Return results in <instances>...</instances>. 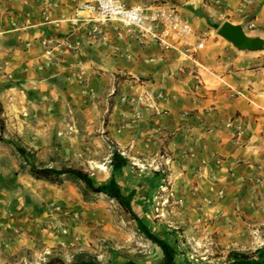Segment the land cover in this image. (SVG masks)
Masks as SVG:
<instances>
[{"label":"crops","instance_id":"1","mask_svg":"<svg viewBox=\"0 0 264 264\" xmlns=\"http://www.w3.org/2000/svg\"><path fill=\"white\" fill-rule=\"evenodd\" d=\"M83 1L0 0L4 115L20 97L28 115L67 119L61 126L75 144H90L81 131L104 132L106 164L84 153L87 168L97 184L113 183L144 229L157 200V169L165 166L172 209L183 220L228 230L232 252L251 248L250 239L263 243L264 51H238L216 31L228 22L264 39V0H163L189 22L191 35L174 43L191 47L189 56L139 44L115 23L90 36L88 15L76 12ZM117 1L141 7L157 0ZM235 124L242 129L236 142ZM110 149L127 164L112 168Z\"/></svg>","mask_w":264,"mask_h":264},{"label":"rangeland","instance_id":"2","mask_svg":"<svg viewBox=\"0 0 264 264\" xmlns=\"http://www.w3.org/2000/svg\"><path fill=\"white\" fill-rule=\"evenodd\" d=\"M9 103L8 115L0 108V264H44L50 258L68 263L79 253L92 256L98 264H160L161 251L134 220V212L127 213L103 194H82L81 183L63 178L58 185L50 184L28 174L30 167L74 168L97 184L84 153L106 164L101 151L104 132L86 135L81 131L90 144L78 145L69 139L70 129L61 126L60 121H67L64 117L46 111L28 115L20 97H12ZM17 147L28 157H20ZM157 170L163 171L159 176L163 186L168 168ZM159 187L156 203L149 204L145 230L167 242L175 253V264H231L228 254L237 248L234 236L228 230L207 228L211 223L183 220L172 209L174 197L167 199ZM248 246L242 250L247 258L243 262L239 258V263L260 264L263 259L264 264V252L255 255L264 242L250 239Z\"/></svg>","mask_w":264,"mask_h":264},{"label":"built area","instance_id":"3","mask_svg":"<svg viewBox=\"0 0 264 264\" xmlns=\"http://www.w3.org/2000/svg\"><path fill=\"white\" fill-rule=\"evenodd\" d=\"M76 12L88 15L87 22L92 25L90 36L98 33L100 25L115 23L128 30L139 44H155L162 51H173L186 56L193 53L191 47L178 49L174 46L176 40L191 35L192 31L188 20L170 2L157 0L141 7H124L117 0H85L77 6ZM49 43L50 41H46L45 45L48 46ZM234 121L235 119L228 121L226 126L229 127ZM241 131L240 125L233 126L232 141H237ZM166 184H169L168 181ZM166 184L159 188L166 194L167 199L173 198V193L171 189H167Z\"/></svg>","mask_w":264,"mask_h":264},{"label":"trees","instance_id":"4","mask_svg":"<svg viewBox=\"0 0 264 264\" xmlns=\"http://www.w3.org/2000/svg\"><path fill=\"white\" fill-rule=\"evenodd\" d=\"M16 151L20 157L22 158L28 157V154L23 148L17 147ZM126 164H127V160L125 158H122L115 151L111 153L110 165L112 166V168H120L122 166H125ZM28 174L30 175V177H32L35 180L44 181L50 184L58 185L63 181V178H65L64 180H69L72 183H81L82 194H85L86 192L93 194H103L107 196L109 199L114 200L118 205H120L122 209H124V211L132 215L128 203L124 200L123 197H121L118 193H116V190L111 181L108 184H100V185L95 184L87 173L74 168H63L56 170L52 168L30 167ZM62 175L63 177H61ZM134 220L136 221L135 217ZM141 229L147 235V238L153 244H155L161 251L162 262L160 264H175L174 262L175 253L173 249L169 245H167L164 241L152 237L143 227H141ZM228 256L233 257L235 259L240 258L242 262L244 259L247 258L246 257L247 255L236 252H230ZM44 264H98V263L92 256L85 253H79L72 256L71 261L68 263L58 258H50ZM260 264H263V259L261 260Z\"/></svg>","mask_w":264,"mask_h":264},{"label":"water","instance_id":"5","mask_svg":"<svg viewBox=\"0 0 264 264\" xmlns=\"http://www.w3.org/2000/svg\"><path fill=\"white\" fill-rule=\"evenodd\" d=\"M216 35L238 51L246 53L264 51V39L247 35L239 25L223 22L217 29Z\"/></svg>","mask_w":264,"mask_h":264}]
</instances>
